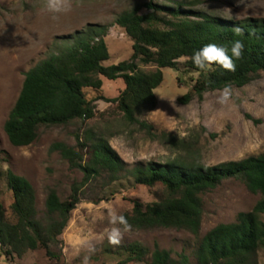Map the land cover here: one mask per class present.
Listing matches in <instances>:
<instances>
[{"label":"rangeland","instance_id":"rangeland-1","mask_svg":"<svg viewBox=\"0 0 264 264\" xmlns=\"http://www.w3.org/2000/svg\"><path fill=\"white\" fill-rule=\"evenodd\" d=\"M70 10L54 13L47 9V0H0V204L11 216L12 192L5 174L8 170L26 178L36 195V208L45 211V199L54 189L66 200L73 185L84 180L81 170L72 169L55 143L80 149L78 142L90 145L104 141L117 154L126 169L138 163L164 164L187 161L211 167L227 161H239L264 153V73L242 88L231 87L232 96L225 105L217 103L219 90L207 92L202 98L193 96L180 101L194 83L180 61L179 70L163 69L164 80L155 91L156 107L142 109L137 118L151 126L147 132L138 124H129L115 103L125 89L122 79L100 77L103 86L97 95L93 119L74 121L67 126L42 127L38 138L24 147L13 146L4 131V123L21 92L25 73L52 53L72 44L76 33L90 26L106 25V43L110 58L105 66L116 65L132 55V40L115 19L124 11L149 2L202 12L210 17L230 21L248 19L264 21V0H67ZM143 8L141 13H147ZM144 72L155 67L140 65ZM87 93H89L87 91ZM87 151H84V154ZM85 155V160H88ZM120 176H124L121 173ZM165 196L163 186L133 185L122 177L112 182L108 172L93 178L80 191V204L71 213L67 228L61 235L63 259H48L43 251H29L13 262L1 256L0 264H147L128 261L118 253L119 246L137 243L150 251L157 244L178 260L180 254L197 264L195 251L200 238L215 226L233 223L238 213L250 211L260 195L231 179L203 196V217L199 237L185 230L155 228L123 232L121 242H108L113 226L110 213L121 215L131 210L135 200L150 204ZM112 251L106 253V248ZM258 264H264V249L258 251Z\"/></svg>","mask_w":264,"mask_h":264},{"label":"trees","instance_id":"trees-1","mask_svg":"<svg viewBox=\"0 0 264 264\" xmlns=\"http://www.w3.org/2000/svg\"><path fill=\"white\" fill-rule=\"evenodd\" d=\"M143 8L148 12L141 13ZM115 25L133 42L128 60L104 65L110 58L105 40L108 26L95 25L76 33L72 44L50 54L25 73L21 92L4 123V131L13 146L32 144L42 127L93 119L95 103L104 99L97 95L103 86L100 77L125 82L119 96L108 101L117 105L129 124H138L150 132L151 126L140 121L137 113L156 107L154 91L164 80L162 70H179L182 59L183 66L196 77L192 78L191 91L180 101H189L193 96L202 98L225 84L242 88L264 73L262 20H222L185 10L181 5L168 7L149 2L119 14ZM237 28L241 29L240 33L235 31ZM234 39L243 41L245 46L241 58L234 61L235 71H227L215 63L205 71L193 65L191 57L195 50L213 42L230 45ZM140 65H151L155 70L144 72ZM78 145L79 150L64 143L53 144L52 151L59 152L72 169L81 170L84 180L73 185L66 200L50 189L41 215L32 184L11 170L5 174L13 196L11 216L0 204V251L7 262L29 251H43L48 259L60 262L61 235L72 211L80 204L82 187L102 172H108L112 182L126 177L132 179L133 185H161L165 190L162 199L146 205L135 200L132 209L121 214L132 229L173 228L185 230L196 238L202 224V196L224 181L242 182L251 193L260 195V199L250 211L238 213L235 222L219 224L200 238L195 258L197 264H258V251L264 249V153L211 167L170 161L138 163L126 169L102 140L90 145L78 142ZM111 251L110 247L106 248V253ZM118 253L128 261L147 264H190L187 255L180 254L175 260L157 244L152 251L137 243L119 246Z\"/></svg>","mask_w":264,"mask_h":264},{"label":"clouds","instance_id":"clouds-1","mask_svg":"<svg viewBox=\"0 0 264 264\" xmlns=\"http://www.w3.org/2000/svg\"><path fill=\"white\" fill-rule=\"evenodd\" d=\"M47 9L54 13L66 12L70 10V5L67 0H47ZM237 33L241 32V29H235ZM244 43L241 40L234 39L230 42V45L207 43L201 48L195 50L192 54L191 60L193 65L201 70L205 71L210 68L214 63L221 66L227 71H235V60H239L244 50ZM232 96V88L230 84L219 90V96L217 97V103L225 105L229 102ZM109 223L112 225H119L121 227L113 226L107 233V239L110 244L118 245L121 242L123 232L131 230L132 225L124 215H117L116 213H110ZM83 264H89V258L85 257Z\"/></svg>","mask_w":264,"mask_h":264}]
</instances>
